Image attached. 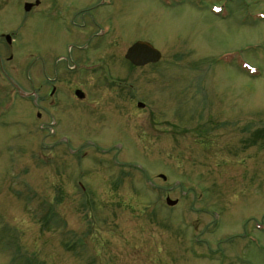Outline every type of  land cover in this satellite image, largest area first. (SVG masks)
I'll list each match as a JSON object with an SVG mask.
<instances>
[{
	"label": "rangeland",
	"instance_id": "1",
	"mask_svg": "<svg viewBox=\"0 0 264 264\" xmlns=\"http://www.w3.org/2000/svg\"><path fill=\"white\" fill-rule=\"evenodd\" d=\"M95 1L0 0V264H264V0Z\"/></svg>",
	"mask_w": 264,
	"mask_h": 264
},
{
	"label": "water",
	"instance_id": "2",
	"mask_svg": "<svg viewBox=\"0 0 264 264\" xmlns=\"http://www.w3.org/2000/svg\"><path fill=\"white\" fill-rule=\"evenodd\" d=\"M39 4V1L36 5ZM32 4L25 5V11L29 12L32 9ZM10 42V38L7 37ZM162 55L156 50L152 45L146 42H137L133 44L127 51L126 60H128L132 65L136 67H144L150 64H157L161 61ZM76 96L78 98H83V93L81 91L76 92ZM140 108H143V104H139ZM166 203L168 206H175L177 201H171L169 198L166 199Z\"/></svg>",
	"mask_w": 264,
	"mask_h": 264
},
{
	"label": "flooded vegetation",
	"instance_id": "3",
	"mask_svg": "<svg viewBox=\"0 0 264 264\" xmlns=\"http://www.w3.org/2000/svg\"><path fill=\"white\" fill-rule=\"evenodd\" d=\"M38 2V1H37ZM27 4V3H26ZM50 4H52V2L50 3ZM92 4H96V1L95 0H92ZM44 4H39V6H35V7H33V8H35V9H38V8H40V7H42ZM25 6V5H24ZM89 6H91V5H89ZM102 7V5L100 4H97L96 6L94 5V6H92V9H90L89 11H88V13L89 12H94V13H96V11L98 10V9H100ZM33 8L31 9V11L33 10ZM49 8V10H50V8H52L51 9V11L53 10V8H55V6L52 4L50 7H48ZM48 8H46V9H48ZM91 8V7H90ZM45 9V10H46ZM103 9V8H102ZM43 11V10H42ZM87 16V12L85 13V17ZM67 18V20H68V23H64L63 21H62V26H63V28L64 27H68V25L70 24V18L69 17H66ZM95 21H93V23H94ZM92 23V22H91ZM75 24H73V26H74ZM76 26V25H75ZM105 27V25L104 26H102L101 28H100V32L98 33V34H96V35H94L93 37L94 38H97V39H104V38H106L107 36H108V33L106 32V31H104V28ZM106 28H108V27H106ZM66 29V28H65ZM72 32V34H73V32H74V30L73 31H71ZM71 32H69L70 34H71ZM4 34H0V38L3 36ZM7 37H9V36H6V43L8 44V45H10L11 44V42H12V40L10 39V42L8 41V39H7ZM1 43V42H0ZM1 45L2 44H0V49H1ZM73 45L74 44H72V43H69V45H68V48L69 49H72V47H73ZM85 48H86V44H84L83 45V49L85 50ZM48 53H47V55L46 56H49V54L50 55H52V56H54V52H55V50H49L48 49V51H47ZM1 61V60H0ZM60 61V60H59ZM77 68V66L75 65V66H73V68H72V70H75ZM79 68V67H78ZM58 80V79H57ZM57 85H61L60 83L59 84H56L55 86L53 85V87L51 88V90H50V93H49V95L48 96H55V95H57V94H60V87L59 86H57ZM15 91L17 92V93H19L20 91H19V89L17 88V87H15ZM77 91H79V90H77ZM77 91H75V96H76V92ZM35 94L34 93H30V94H24L23 92L21 93V96L24 98H26V97H29V98H31V96H34ZM37 95H35V98H39V97H36ZM77 97V96H76ZM78 98V97H77ZM84 98V97H83ZM83 98H81V99H83ZM80 99V98H79ZM35 101H36V99H35ZM139 104H143V103H139ZM139 104H138V107H139ZM144 105V107L142 108V109H144L145 108V104H143ZM140 108V107H139ZM38 117H40V115H38Z\"/></svg>",
	"mask_w": 264,
	"mask_h": 264
}]
</instances>
